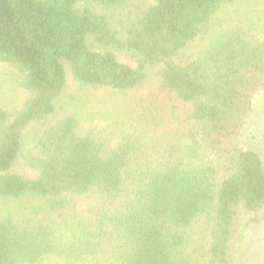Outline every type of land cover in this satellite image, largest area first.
I'll return each instance as SVG.
<instances>
[{
  "label": "trees",
  "instance_id": "16d2710c",
  "mask_svg": "<svg viewBox=\"0 0 264 264\" xmlns=\"http://www.w3.org/2000/svg\"><path fill=\"white\" fill-rule=\"evenodd\" d=\"M241 1L0 0L25 94L0 107V264L234 263L242 218L264 221V154L243 141L264 8ZM68 74L118 94L151 76L165 103L100 130L66 104Z\"/></svg>",
  "mask_w": 264,
  "mask_h": 264
},
{
  "label": "rangeland",
  "instance_id": "374dc122",
  "mask_svg": "<svg viewBox=\"0 0 264 264\" xmlns=\"http://www.w3.org/2000/svg\"><path fill=\"white\" fill-rule=\"evenodd\" d=\"M263 8L264 0H242L234 10L237 13L253 14ZM19 79L20 75L10 66L0 64V107L13 109L21 104L25 94L19 87ZM155 87L156 82L150 76L142 87L126 94L100 88L80 89L71 83L68 74L65 102L70 109L77 107L80 116L86 119L89 126L100 130L107 128L108 132V128L115 122H122L124 127L131 123L137 111V103L162 106L165 100ZM69 97L73 98L70 100ZM243 141L245 149L264 154V90L254 98L246 120ZM7 210L8 207L3 208L0 204V212ZM84 211L83 208L80 217L84 216ZM240 230L242 239L236 246L233 264H264V221L260 217L254 220L252 216H244Z\"/></svg>",
  "mask_w": 264,
  "mask_h": 264
}]
</instances>
